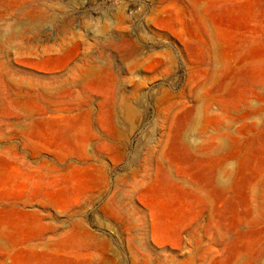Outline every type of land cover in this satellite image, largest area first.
<instances>
[{
	"label": "rangeland",
	"instance_id": "374dc122",
	"mask_svg": "<svg viewBox=\"0 0 264 264\" xmlns=\"http://www.w3.org/2000/svg\"><path fill=\"white\" fill-rule=\"evenodd\" d=\"M0 264H264V0H0Z\"/></svg>",
	"mask_w": 264,
	"mask_h": 264
}]
</instances>
